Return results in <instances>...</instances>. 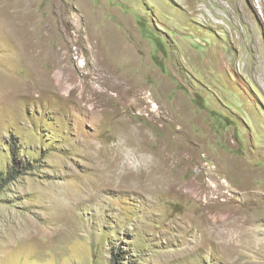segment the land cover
<instances>
[{"label":"rangeland","instance_id":"1","mask_svg":"<svg viewBox=\"0 0 264 264\" xmlns=\"http://www.w3.org/2000/svg\"><path fill=\"white\" fill-rule=\"evenodd\" d=\"M263 26L264 0H0V264H264Z\"/></svg>","mask_w":264,"mask_h":264},{"label":"bare ground","instance_id":"2","mask_svg":"<svg viewBox=\"0 0 264 264\" xmlns=\"http://www.w3.org/2000/svg\"><path fill=\"white\" fill-rule=\"evenodd\" d=\"M8 17V16H7ZM242 17H243V19H246L247 18V14L245 13L244 15H242ZM246 21V20H245ZM263 23V22H262ZM264 27V26H263ZM257 43V42H256ZM58 77H56V79H57V82H59L60 83V86H61V88L62 89H64L63 87L65 86V83H67V82H69V79H68V76H66V77H64V75H62V74H58L57 75ZM72 82V81H71ZM184 110V109H183ZM186 110V109H185ZM183 112V111H182ZM185 113H187V112H184V114ZM188 113H189V111H188ZM187 113V114H188ZM183 114V113H182ZM189 116V115H188ZM88 157V156H87ZM230 164V166L233 168V169H235L236 168V166H235V164H236V160L235 161H233V160H231L230 162H229ZM155 180V179H154ZM216 182V181H215ZM171 183V182H170ZM59 184V183H58ZM168 184V183H167ZM217 186H218V188L220 189V190H224V189H229L230 190V188H228L229 187V185L228 184H226V183H217ZM168 189H170V187L171 186H169L168 185ZM191 187V186H190ZM172 189V188H171ZM174 189V188H173ZM172 189V190H173ZM196 190H197V187L196 186H192L191 187V189H190V191H191V193H195L196 192ZM197 194H200V193H197ZM72 196V195H71ZM230 199L229 198H227V197H225V198H223V199H220V198H218V200H215V201H213L212 202V206H214V207H216V208H218V209H220V210H222V211H225V212H232V209H231V207H230ZM225 209V210H224ZM14 235H12V237H13Z\"/></svg>","mask_w":264,"mask_h":264},{"label":"trees","instance_id":"3","mask_svg":"<svg viewBox=\"0 0 264 264\" xmlns=\"http://www.w3.org/2000/svg\"><path fill=\"white\" fill-rule=\"evenodd\" d=\"M17 150L16 152L13 154L11 153L12 155V159H11V162H10V165H9V170L7 171V173L5 174L6 176L8 175L11 180H14L16 177H18L19 175H22L24 171H27L29 168H31L29 166V162H28V166H27V163L25 161V163L23 164L21 161V163L17 162V159H16V155H17ZM26 165V166H25ZM26 169V170H22V169ZM3 180V178H1ZM115 254L112 253V261L113 263L112 264H115L116 263V256H114Z\"/></svg>","mask_w":264,"mask_h":264}]
</instances>
